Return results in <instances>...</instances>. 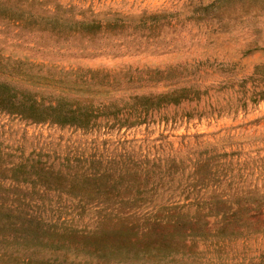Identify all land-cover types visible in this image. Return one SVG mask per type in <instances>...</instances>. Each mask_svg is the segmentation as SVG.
Wrapping results in <instances>:
<instances>
[{"label": "rangeland", "instance_id": "rangeland-1", "mask_svg": "<svg viewBox=\"0 0 264 264\" xmlns=\"http://www.w3.org/2000/svg\"><path fill=\"white\" fill-rule=\"evenodd\" d=\"M217 1L34 2L32 11L36 13L55 11L79 20L98 21L103 30L90 40L75 36L63 41L47 32L0 20V82L31 88L45 102L51 99L48 91L62 90L59 85L40 79L47 71L71 81L79 75L89 77L91 72H97V77H142L139 84L122 83L115 90L93 93L116 101L118 106L130 102L128 96L134 94L155 95L181 88L191 91L190 101L153 112L147 123L129 128L111 126L114 121L99 118L96 127L84 130L34 123L0 111V170L20 164L28 170L35 165L51 170L54 177L65 176L68 180L77 161L106 159L115 147L121 150L118 143L126 142V151L133 152L136 161L148 158L162 160L163 164L168 161V165L174 161L169 165L170 177L164 181L166 187L158 190L157 200L212 201L220 195L227 198L231 193L245 195L248 191L251 196H264V98L255 103L248 99L254 88L264 90L263 83L256 80L260 70L264 71V18L244 19L243 25L226 16L220 21ZM56 5L58 9L54 10ZM116 19L122 25L113 30ZM14 60L52 69L41 68L36 73L38 69L31 68L32 79L24 81L5 70ZM155 73L164 79L149 80ZM166 76L172 77L165 79ZM222 153L231 156L217 157ZM196 169L213 175L205 179L201 186L205 189L200 192L196 191L201 185ZM223 174L233 178L221 179ZM4 176L0 181L8 182L9 173ZM217 178L221 181L217 182ZM157 183V179L152 181L153 185ZM62 198L72 199L65 195ZM194 252L185 254L182 263L191 264L188 257L201 264H264V236L257 234L220 246H202Z\"/></svg>", "mask_w": 264, "mask_h": 264}, {"label": "trees", "instance_id": "trees-1", "mask_svg": "<svg viewBox=\"0 0 264 264\" xmlns=\"http://www.w3.org/2000/svg\"><path fill=\"white\" fill-rule=\"evenodd\" d=\"M34 2L37 0L28 4L21 0H0V20L47 32L63 41L75 36L90 40L103 30L94 19L79 20L55 11L33 12ZM217 2L220 21L226 16L243 25L244 19L264 18V0ZM57 9L56 5L54 10ZM120 23L116 19L112 29L121 27ZM31 68L39 73L41 68L48 67L14 60L5 70L28 81L33 77ZM47 72L40 79L59 85L61 91H48L51 99L45 102L31 88L0 82V111L34 123L84 130L96 127L99 118L114 121L111 126L129 128L147 123L153 112L191 100L188 96L191 91L181 88L155 95H130V102L118 106L116 101L93 93L115 90L122 83L139 84L142 77L132 74H123L119 79L108 74L97 77V72H91L89 77L79 75L71 81ZM155 74L148 79H164ZM256 80L264 85L263 69ZM77 89L86 93L80 94ZM192 94L195 96L196 92ZM263 98L264 90L254 88L248 99L255 103ZM125 143H118L121 150L115 147L106 159L77 161L68 180L65 176L54 177L51 170L35 165L28 170L22 164L0 170V178L9 173L8 182L0 181V264H183L185 254L195 253L202 246H220L257 234L264 236V196L257 193L258 196H251L248 191L245 195L231 193L227 198L220 195L212 201L157 200L158 190L170 177L169 165L174 161L169 165L168 161L163 164L162 160L148 158L136 161L134 153L126 151ZM229 156L217 155L220 159ZM200 170L196 169L197 181L201 183L197 190L194 188L197 192L205 189L202 183L213 176ZM221 177L233 178L226 174ZM155 179L160 183L153 185ZM62 195L72 199H64ZM186 260L191 264L199 262L188 257Z\"/></svg>", "mask_w": 264, "mask_h": 264}]
</instances>
